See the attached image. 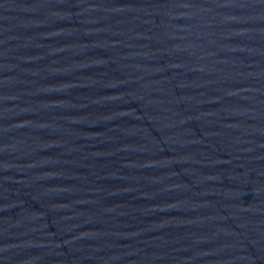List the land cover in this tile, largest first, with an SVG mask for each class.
<instances>
[{"label": "water", "instance_id": "95a60500", "mask_svg": "<svg viewBox=\"0 0 264 264\" xmlns=\"http://www.w3.org/2000/svg\"><path fill=\"white\" fill-rule=\"evenodd\" d=\"M0 264H264V0H0Z\"/></svg>", "mask_w": 264, "mask_h": 264}]
</instances>
